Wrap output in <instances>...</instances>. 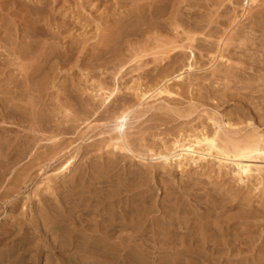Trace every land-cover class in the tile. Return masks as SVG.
<instances>
[{
	"label": "rangeland",
	"instance_id": "374dc122",
	"mask_svg": "<svg viewBox=\"0 0 264 264\" xmlns=\"http://www.w3.org/2000/svg\"><path fill=\"white\" fill-rule=\"evenodd\" d=\"M134 3L0 0L1 62L9 65L24 42L31 46L30 55L0 70V264H264L262 156L250 159L261 177L243 181L235 165L215 157L182 165L151 157L229 120L239 136L264 134L257 110L264 95L259 101L247 88L225 90L226 81L206 76L215 53L201 57L198 50L200 69L189 74L176 65L167 82L172 93L157 95L171 67L151 53L141 67L134 60L155 47L146 41L145 29L155 24L149 17L128 24L129 16L120 15ZM31 63L41 66L33 70ZM179 73L185 79L173 78ZM194 76L201 82L191 87ZM112 87L118 96L103 104ZM139 88L153 97L141 101ZM4 103L16 105L10 110L17 118H2ZM123 103L137 110L126 135L144 159L110 144L111 114Z\"/></svg>",
	"mask_w": 264,
	"mask_h": 264
},
{
	"label": "bare ground",
	"instance_id": "6f19581e",
	"mask_svg": "<svg viewBox=\"0 0 264 264\" xmlns=\"http://www.w3.org/2000/svg\"><path fill=\"white\" fill-rule=\"evenodd\" d=\"M135 1L136 3H134L133 6L129 10H127V13L126 12L120 13V15L129 16L128 24L141 22V21L144 24V18L149 17L151 23H155V24L157 23V25H159L161 29L160 32L158 33L156 29L154 32L152 27H156L155 24H150L152 25V27H148L147 29H145V33H147L148 35L146 41H149L151 39L153 40V44L155 45V47L153 46L151 48V51L153 49L154 50L152 52H146L149 50L145 49L146 50L145 52L142 51L140 54L138 53L135 54L134 60L137 61L139 67H141L143 65L142 57L146 54L151 53L154 55L153 58L154 62L160 63L167 59V61L163 63L168 64L171 67L170 69L171 71L165 72V74L161 76L162 79L159 80V82L157 83L158 87L154 89V91H157L156 93L157 95H161L163 93H168V94L172 93L170 88L171 85H169L167 82L170 79H172L168 76H170V74L174 71L176 65L179 66L183 64L184 66L182 68H184L185 66L188 67V69L185 71L189 74L193 73L192 70L194 69H200L197 66L198 62L196 59L198 58V56L196 55L195 52L196 50H198V53L200 54L201 57L204 54L214 55L215 53V56H213L210 61V63H212L211 64L212 68L209 71V74L206 75L207 77L210 76L208 78L217 77L220 80L221 79L224 80V82L226 81V83L224 84V87L225 85L227 86L225 87V90L227 88L228 89L247 88L251 91L250 92L248 90L250 93H257L259 95L257 96L259 101L260 99H262L264 95V0H245V1L243 0L244 3L246 2L245 4L248 5V8H245L243 4H240L241 0H135ZM214 4H215V8L216 6L217 8L212 10L210 9V12H207V10ZM238 7L242 8V14L238 13ZM117 23L118 21L115 22L116 26ZM255 30H259L261 32V35L256 36L254 34ZM165 32L169 34V37H165V40H163L162 36L163 33ZM131 38H135V36ZM208 42H210L212 45L207 46L205 43ZM24 43L25 44L19 48V51L17 50L14 51L16 52L17 55L16 56L14 55V58L8 61L9 65L6 64L4 66V64L1 62L0 59L1 71H4V68L5 70L8 69L10 65L14 64L13 62H17L16 60L23 58L24 56L28 55L31 52L29 51V47H31L30 43H26V42ZM186 52H189V54L187 55ZM202 52H204V54ZM236 57L237 58L241 57V59L243 60L236 62V60H233ZM187 59L189 63H187L186 61ZM218 61H223L224 64L223 68L218 67V65L220 66V64L215 65V63H217ZM245 62L246 64L243 65V63ZM173 63H177V64H175V66H172ZM30 65L31 67H33L32 68L33 70H38L39 67L41 66V65L34 66L33 63H31ZM124 69L122 71H124ZM182 74L183 73H179L173 78L185 79ZM28 75L29 74H27L26 77H29ZM239 75L241 76L240 79L234 81V78H236ZM198 78L200 77L197 76H194V78L191 77L189 86L191 87L199 86L201 81L198 82ZM163 81L164 84H162ZM11 82H15V81L11 80ZM213 83L214 81L210 80L209 86L211 87ZM218 83L220 84V82ZM161 84L162 86L159 87V85ZM209 86L205 88H208ZM0 90L1 92L5 91L3 89ZM99 91L100 92L103 91V88L102 87L99 88ZM118 91L119 88L117 87H114L109 92L107 91L108 95L107 96L105 95L106 97L103 98L102 103L103 104L106 103L107 105H110L109 103L113 102L110 100V98L113 95L115 96V94ZM136 93L137 95L140 94L139 96L141 101L142 100L146 101L147 98L152 96L151 94H148L149 93L148 90H143L140 88L137 90ZM98 94L99 92L97 93V95ZM116 95L118 96V94ZM224 96H226V94H224ZM224 96H221L219 99H222ZM0 99L3 100L4 97L2 98L0 97ZM4 105H5L4 106L5 112L2 118L5 121H7L8 117L5 116L8 114H11V116L17 118L16 117L17 113L10 110L11 107H14L16 105H8L5 103ZM257 110L259 111L258 116L260 117L261 120L264 121V104L260 103V107H257ZM133 112H137L136 108L134 106H126L124 103L122 104V107L119 110L112 112L111 121L115 122V127H113V131H115L116 134L110 138V140L112 141L110 144L113 147L118 148L120 150L130 151L135 156H139L141 159H144V156L141 155L140 152L133 150L126 135L127 124L128 121L130 120V115ZM225 124H228V127L223 125H218L219 130H215L211 133L202 131L201 133L195 134L193 137L182 136L181 139H178L173 143L172 147L169 148L166 147L167 151H163V150L159 152L157 151V153L155 155H152L151 157L156 156L159 158H163L165 161H168L169 159H174L177 165L178 164L182 165L183 162L197 163L198 160H205L207 156L212 158L215 157L218 159L221 165L227 163L235 165V167L237 168L236 177H238L240 181H243L250 177H256V176L261 177V172L263 171V169L257 165H253L252 162H250V159L260 156L264 158V134L252 133V134L239 136V133L242 132L241 130L229 129V127L233 126L230 120ZM222 126L224 127V129H222L223 128ZM2 129H5V131L9 130L8 128H4V127H2ZM205 130L208 129L206 128ZM74 158L75 156L73 155L67 160V162L62 166L63 171L68 170L71 167L72 163H74ZM246 222L244 223L246 224ZM109 226H111V224H108V227ZM197 240L199 239L197 238ZM214 242H216V240H214Z\"/></svg>",
	"mask_w": 264,
	"mask_h": 264
}]
</instances>
